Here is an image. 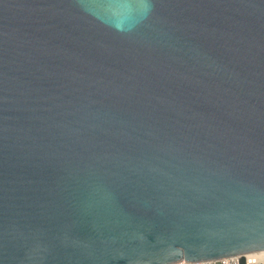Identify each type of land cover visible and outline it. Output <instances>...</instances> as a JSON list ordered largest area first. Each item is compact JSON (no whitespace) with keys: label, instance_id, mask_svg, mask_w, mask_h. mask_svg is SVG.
Listing matches in <instances>:
<instances>
[{"label":"water","instance_id":"95a60500","mask_svg":"<svg viewBox=\"0 0 264 264\" xmlns=\"http://www.w3.org/2000/svg\"><path fill=\"white\" fill-rule=\"evenodd\" d=\"M264 252V0H0V264Z\"/></svg>","mask_w":264,"mask_h":264},{"label":"built area","instance_id":"2783aa9c","mask_svg":"<svg viewBox=\"0 0 264 264\" xmlns=\"http://www.w3.org/2000/svg\"><path fill=\"white\" fill-rule=\"evenodd\" d=\"M243 259L245 260L247 264H264V257L249 258L246 256L227 257V258H222V259H218L215 261H201V262L181 261V262H177L176 264H242Z\"/></svg>","mask_w":264,"mask_h":264},{"label":"bare ground","instance_id":"6f19581e","mask_svg":"<svg viewBox=\"0 0 264 264\" xmlns=\"http://www.w3.org/2000/svg\"><path fill=\"white\" fill-rule=\"evenodd\" d=\"M246 257H264V252H256V253H251V254H246Z\"/></svg>","mask_w":264,"mask_h":264},{"label":"trees","instance_id":"16d2710c","mask_svg":"<svg viewBox=\"0 0 264 264\" xmlns=\"http://www.w3.org/2000/svg\"><path fill=\"white\" fill-rule=\"evenodd\" d=\"M242 264H247L246 262H245V260L243 259V262H242Z\"/></svg>","mask_w":264,"mask_h":264}]
</instances>
